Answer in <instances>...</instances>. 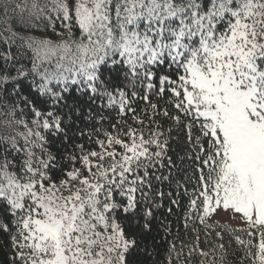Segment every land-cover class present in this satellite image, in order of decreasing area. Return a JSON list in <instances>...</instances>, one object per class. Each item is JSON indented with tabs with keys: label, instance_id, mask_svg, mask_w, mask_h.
I'll list each match as a JSON object with an SVG mask.
<instances>
[{
	"label": "snow or ice",
	"instance_id": "snow-or-ice-1",
	"mask_svg": "<svg viewBox=\"0 0 264 264\" xmlns=\"http://www.w3.org/2000/svg\"><path fill=\"white\" fill-rule=\"evenodd\" d=\"M0 25L8 264H264V0H0Z\"/></svg>",
	"mask_w": 264,
	"mask_h": 264
},
{
	"label": "trees",
	"instance_id": "trees-1",
	"mask_svg": "<svg viewBox=\"0 0 264 264\" xmlns=\"http://www.w3.org/2000/svg\"><path fill=\"white\" fill-rule=\"evenodd\" d=\"M0 28H2V25H0ZM28 34H37L34 32H29ZM79 129H84L85 132L90 131L89 127H86V122H81V121H76L72 132H77ZM5 134V130L2 125H0V135ZM71 135V133H70ZM86 139V137H85ZM61 148L59 142L56 144L52 145V150L53 151H58ZM223 222V221H221ZM227 223V222H223ZM235 226V225H234ZM183 235V233H181ZM203 239V237H202ZM145 242L149 245V250L152 251L151 244H152V238L151 236H148L145 238ZM160 241L159 238H157V244L159 245ZM11 258V253L9 250V247L7 245V242L3 237H0V264H8V261ZM142 264H159L160 261L164 259V248L163 247H158L156 251L153 252L151 257L147 256H140L138 258ZM229 259H232V257H229Z\"/></svg>",
	"mask_w": 264,
	"mask_h": 264
},
{
	"label": "rangeland",
	"instance_id": "rangeland-1",
	"mask_svg": "<svg viewBox=\"0 0 264 264\" xmlns=\"http://www.w3.org/2000/svg\"><path fill=\"white\" fill-rule=\"evenodd\" d=\"M221 217L223 222H227V223H231L233 225H236L238 222L237 221H233V220H229L228 217H226L223 213H221Z\"/></svg>",
	"mask_w": 264,
	"mask_h": 264
}]
</instances>
